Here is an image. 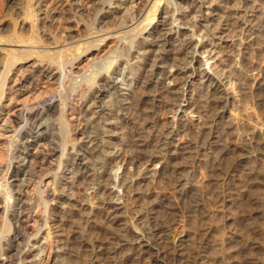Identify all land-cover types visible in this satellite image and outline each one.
<instances>
[{"label":"rangeland","instance_id":"rangeland-1","mask_svg":"<svg viewBox=\"0 0 264 264\" xmlns=\"http://www.w3.org/2000/svg\"><path fill=\"white\" fill-rule=\"evenodd\" d=\"M0 1L6 11L7 0ZM150 2L143 0L139 6L142 19ZM69 8V2L64 0L60 11ZM171 8L177 11L174 17L184 12L182 20L174 21L176 27L185 28L187 24V28H195L192 49L199 40L206 48L199 49L200 62L194 61L184 73L173 76L170 72L162 82L159 76H149L148 64L163 56L160 52L165 50L169 70L176 64L184 68L185 56H178L177 52L182 41L188 43L192 38L190 31L181 30L170 37L169 44L162 46L157 42L164 39L161 34L166 31L159 28L157 32L153 27L159 19L171 15ZM90 14L84 19L88 23L97 15L91 9ZM58 17L56 31L60 43L42 44L37 49H46L50 54L63 50L58 57L65 59L81 56L80 67L73 71L82 77L65 73L61 80L64 93L76 90L81 83H96L103 89L109 76L113 77L120 90L130 92L129 97L120 100L132 102L129 115L138 122L136 126L129 122L118 128L105 126L108 117L103 109L115 99L105 93L102 101H97L92 95L95 98L101 93L90 87L93 89L87 95L88 102L83 105L84 112L76 121V130L67 138L66 147L59 148L51 140L46 149L47 154L58 153L54 157V173L60 179L54 186L56 192L52 193L55 201L50 202L45 212L44 227L31 238L29 247H21V260L17 264H264V33L258 31L264 25V0H164L155 22L142 30V37L129 30L132 26L129 23L110 37L114 30L82 36L81 32L73 31L76 28L73 16L64 13ZM15 21L18 29L21 19L13 15L3 22H10L13 27ZM102 36L108 38L89 52L99 55H76L78 43L93 44ZM142 38L162 48L145 46L141 44L145 43ZM132 42L136 44L130 51ZM9 45L0 48L12 49ZM83 47H79L82 52ZM13 48L27 51L23 44ZM114 52L112 62H107ZM119 54L130 64L122 62L114 67ZM21 65L25 67L20 64L16 69ZM111 65V69L117 70L116 75L109 72ZM205 69L211 70L208 77L212 80L201 78ZM15 74L10 75V86H15L20 75ZM220 76L222 85L217 81ZM38 83L40 92L51 89L46 80ZM34 92L29 90L16 96L18 104L14 101L8 115L3 113L0 119V128H5L0 131V170L6 164L7 151L16 146L8 141L15 129L11 121L20 109L28 104L35 107L36 103L51 106L59 103L62 96L61 91L50 96L49 90L43 96H47L45 101L37 98V102L34 97L39 92L36 95ZM183 94L188 99L179 102L184 108L172 107V100ZM5 100L2 103L9 104ZM58 117L59 114L43 123L52 129L53 137L59 135ZM42 122L30 129V142L39 135ZM87 126L90 138L83 135ZM171 127L174 129L170 130ZM93 137L98 141L95 138V143H90ZM165 142L172 145L163 149ZM250 143L256 149L255 154L259 153L246 162L242 160L244 148ZM115 147L120 149V156L108 158ZM18 151L19 159L15 162H21L23 170L22 161L35 150L23 146ZM57 161L61 163L60 169L56 167ZM101 164L109 168L102 173L103 180L112 179L111 190L107 191L111 204L105 207L97 202L94 186L95 177H101L94 170H99ZM100 197L105 198L102 194ZM16 204H12V213L17 211ZM3 207L0 202V209ZM2 217L0 211V222ZM138 233L147 240L144 244L151 243L153 248L132 245L131 236Z\"/></svg>","mask_w":264,"mask_h":264},{"label":"bare ground","instance_id":"bare-ground-1","mask_svg":"<svg viewBox=\"0 0 264 264\" xmlns=\"http://www.w3.org/2000/svg\"><path fill=\"white\" fill-rule=\"evenodd\" d=\"M50 1L51 3L49 4ZM67 1L69 2L70 8L65 12L62 10L63 13L60 11V8L63 5L64 0H7L6 11L4 10L5 12L3 11L4 8H2L0 1V23H1L0 47L8 44H10L9 46L12 47V49L3 48V47L0 48V119L3 116V113H6V116L8 115V112H10L9 109L14 107L11 104H13V102L15 101L16 96L20 95L22 92L24 93L29 90H34L35 91L34 95H36L39 92L34 98L36 100L37 98L38 99L40 98V100L43 99L42 102L45 101V99L47 98V96L45 98L43 96L47 95V92L49 90L50 92H52L51 89H54L53 92L49 94L50 96H52V94L56 91L62 92V96L59 103H55L47 107H45L44 105L39 106L38 105L39 103H36L35 107L34 105H29V104L25 105L24 108L20 109V112L17 115V117H15L13 121H11V124L15 129L13 131V135L10 137V141L8 142L10 144L11 142H13V144L16 143V146H12L9 148V151H7L8 156L7 158H5L7 160V161L5 160L6 164L3 166V169L0 170V202L3 203L4 206L2 209H0L3 215L2 220L0 222V264H6L7 262L8 264H17V262L21 260V258L19 257V255L21 254L20 252L21 247L22 248L29 247L31 238L37 236L39 230H41L44 227V224L46 223L45 212L47 211L50 202L55 201L52 193L56 192L54 186L58 184L60 180L57 174L54 173L55 171L54 157L58 153L54 155L47 154L48 151H46V149L51 140L57 142L59 144L58 146L59 148L66 147L67 138L70 137L71 133H73L76 130L77 128L76 121H78V118L84 112L83 105L85 104V102H88L87 95L91 91V89H93L90 87L91 86L94 87L95 92L99 91L101 93L98 97L95 96V98H94L95 94L92 95L93 99H97V101L101 100L100 98L105 93L110 94L111 98L115 99L111 103H108L110 105L105 107L103 111L108 118L111 119L117 118L118 120L113 122L110 121L111 119L108 120V118H106L107 122H105V126L118 128V127H123L125 124H128V122L136 126L138 122V121H134V119H131L129 115L132 102L131 103L127 102L128 99L120 100V98L122 97L123 98L129 97L130 92L126 93L123 92L124 89L120 90V88L118 87L119 82L113 80L114 79L113 77L109 76V81L107 82L106 86L102 87L103 89H101L100 88L101 86H99L96 83L93 84L81 83L79 86H77L76 90L74 91L72 90V92L69 93H64L65 88H64V83L62 82L63 81L62 77L64 76L65 73L67 74L68 72L69 75H76L75 76L76 78L82 77L81 74L73 71L74 68L77 69L78 67H80L79 65L81 61H79V59L81 56H74V57L70 56L67 59H65L61 56L58 57V55L64 53L63 50L58 51L57 54H50L49 52L46 51V49L41 51L42 49H37V47L42 44L58 45L60 43L59 40H61V38L57 33L58 28L56 29V23L57 20L59 19L58 16L64 15V13H66L67 15H71L73 16V18H75L76 28L74 29L72 27L73 31L77 32L78 34L79 32H81L82 36L84 34L85 35H90L95 33L98 34L101 32L114 30V33L108 36L110 37L111 35H115L117 32H119L122 29L124 25L129 23L132 25L131 27H129V30L135 33V36L139 35L140 37H142L141 35L144 34L142 33L143 32L142 30L146 25H149L150 27L155 22L157 13L164 0H152V2L149 3L151 5L149 11H146L143 19H142L143 15L141 13L142 9L139 7L140 4H142L143 0H67ZM167 7L169 6L167 5ZM11 9L13 10V12L10 13L8 11L9 13H7V10H11ZM90 9L95 14L97 13V15L95 18H92L91 23L90 22L88 23L87 20L84 19L86 18L85 17L86 14H87L86 16L91 15ZM171 9H172L171 15L167 16L168 15L167 13L166 15L167 18H163L165 22L163 19L162 21H160L159 19L155 27H153V29L155 28L157 32L159 28H162L160 31L163 32L166 31V33L161 34L162 37H164V39L162 38L163 40L161 39L160 41L158 40L157 42L158 43L160 42L162 46L169 44L170 37L174 33H181V30L190 31L192 33L191 34L192 38L190 37L191 39L189 40L191 42L188 43L185 41L183 43L182 41V44L179 45V49L177 52L178 56L181 55L185 56L184 58L185 61H183L184 63H182L184 65V68H179L181 65L178 67L176 64V66L172 65L171 67L172 70L171 69L169 70L168 67L169 55H167L168 52L163 49H162L163 52L159 51L160 54L163 56L161 57L159 56V58L156 57L155 60L153 59L152 60L153 62L151 63L152 65L148 64L149 57L147 56L145 58L144 64L145 65L148 64L150 66V69L148 70L149 76L152 78H156L157 76H159L158 79L161 80L162 82L165 79L166 75L170 74V72L173 73V76L178 72L184 73V71L188 68V66H191L194 61L200 62L198 57H200L202 53L200 54L199 49L206 48L205 43L203 44L202 41L199 40L198 44L192 49V45H193L192 42L194 41V36H195L194 35L195 28H192V26L187 28L186 27L187 24H184L185 28L176 27L174 25V21L182 20L181 18L184 17V12L178 13L177 16H175L176 17L175 18L174 14L177 13V11L175 12L174 8ZM101 13H103L102 16H100ZM11 15L15 16L17 20L21 19L18 29H17V24H18L17 21H15V26L13 27L11 26L10 22H3L5 21V18ZM40 16H42L41 19H39ZM68 19L69 18H67L66 20L68 21ZM36 20L37 22H35ZM258 31L259 33H261L262 31L263 34L264 25L262 26V29ZM145 33L148 34L151 32L145 31ZM153 34H149L148 37H152ZM158 36L160 37V35ZM108 37L106 36L99 37V40H97L96 43L93 44L85 43V41L78 43L77 46L81 47L82 45H84L83 47L84 49L82 52L81 49L77 47L76 55L98 54L97 52H91V53L89 52L93 48L100 47V45ZM143 41L145 43H141V44H144L145 46H153V47L158 46L162 48L160 44L155 43L153 41L147 39H143ZM20 44H23L25 47H27L26 52H23L22 50H14L15 48L13 47H15V45L17 46ZM135 44L136 42H132L129 45L130 51L134 49ZM80 51L82 53H80ZM21 52L22 55H20ZM115 53L116 52H114L111 56L109 55L110 57L107 58V62H110L112 60ZM148 53L149 54L152 53L151 49L150 52ZM115 60L116 63L114 67L119 66L122 62H125L126 65L130 64L129 60L123 57L122 54L121 55L119 54ZM30 63L33 64L30 65ZM159 63L161 65H159ZM202 63L203 62H201V66H203ZM20 64H25V67L24 65L23 66L21 65V68L17 70L16 65H20ZM104 64L106 65V63ZM29 68H31V70H29ZM111 68L112 65L109 67V72H112L116 75V73H118L117 70L115 68L113 69ZM126 68L124 69L126 70ZM173 68H176V70ZM119 70L120 69L118 68V71ZM13 72L16 73L15 76H17L18 73H20V75L17 76V79L14 82L15 86H10L9 84L11 82L10 75ZM210 73L211 70L209 71L205 69V73L201 78H206L209 81L212 80L209 79L208 77ZM221 78H222L221 76L220 78L219 77L217 78V81L220 83V85H222V82H220L219 80ZM44 80H46L47 84L51 86V89H49L50 86L48 85L49 86L47 88L49 89L48 91L40 92L41 88L40 87L38 88V84H39L38 82H42ZM8 86H10L9 89H7ZM7 91H8V95L6 96ZM127 91L129 90L127 89ZM4 99H6L5 102H8L9 104L7 105L3 104L2 102ZM180 101L188 102V99L186 98L185 94L179 96L178 98H174V100H172V103L170 105H172V107L183 106L182 108H184V105L179 103ZM16 102L17 100L15 101V103ZM190 105L191 104L189 102L188 105L186 106L187 109H189ZM92 112L93 110L91 111V113ZM58 114L59 117L56 119V121L59 122V130H58L59 135L57 137H53L50 131L52 129H50V127L48 126H43V123H46L49 119H51L52 117H56ZM4 120L5 119H2V121ZM43 120L44 122L39 124V126H43V128H41V130L39 131V135L37 137H34L33 141L30 142L29 141L30 139L29 133L31 132L30 129L35 127V125H37L38 122ZM6 122H8V120H6ZM88 128L89 127L87 126V129L83 132V135H85L86 138L89 137ZM4 129L5 128L2 126L0 128V131ZM172 129L174 128L171 127L170 130ZM48 132H50V134H47ZM95 138L96 137L91 138L90 143H95L94 142ZM97 141L98 140L96 138V142ZM103 144L105 143L103 142ZM170 145L172 144L165 142L163 145L164 146L163 149H167L168 146ZM245 145H246L244 148L245 153L242 160L249 162L250 160L255 158V155L259 152L256 151L257 153L255 154L256 149L253 147V143H250L248 145L245 144ZM23 146L25 147L26 150L30 147L33 148L35 150V153L29 152L25 156L24 160L22 161L23 163H25L24 165L25 167L23 168V170H21L20 167L21 162L17 164L15 161L19 159V156H17L19 152L18 149H20ZM119 150L120 149H118V147H115L113 149V152L109 153L107 157L108 158L119 157L120 156ZM153 158H156V156ZM96 166L98 165L96 164ZM56 167L60 169L61 163L60 162L58 163L57 161ZM108 169L109 168L107 166L101 164L99 170L98 169L94 170L95 173H97V175H101V177L99 176L95 177L94 186L97 187L95 192V195L97 196L98 199L97 202L103 207L111 204L110 201H108L107 199V191L111 190L112 183L110 181H112V179L107 181L104 178L105 179L104 181L102 177V173L104 174L107 173ZM102 189L104 191L100 193V190ZM101 194L105 198H101L100 197ZM69 200L71 199L69 198ZM14 202L17 203L15 205L17 207L16 213H12L11 210L14 206V205L12 206ZM126 231L129 232L128 234H130L131 232L130 230H128V228L126 229ZM128 234H126V236ZM138 234L139 235L132 234L133 235L131 236L133 238V239L131 238L132 245H135V247H137L136 245L139 244L138 246L142 247L143 249L150 248V246H152L151 243L150 246L148 242L144 244V242H146L147 240L145 239L144 236H141L142 235L141 233ZM126 241L129 240L126 239ZM151 248H153V246ZM2 257H4V259H1Z\"/></svg>","mask_w":264,"mask_h":264}]
</instances>
